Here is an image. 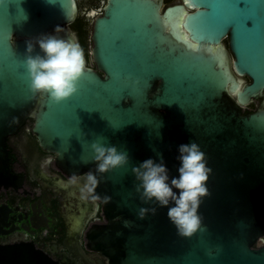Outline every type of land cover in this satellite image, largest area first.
<instances>
[{
    "label": "water",
    "instance_id": "obj_1",
    "mask_svg": "<svg viewBox=\"0 0 264 264\" xmlns=\"http://www.w3.org/2000/svg\"><path fill=\"white\" fill-rule=\"evenodd\" d=\"M235 3L107 0L91 33L97 68L85 58L78 92L57 104L31 91L26 42L60 27L61 38L78 43L66 27L78 17L77 0H0V182L7 138L33 117L41 145L62 166L97 176L89 217L100 210L104 222L87 232V245L110 264H264V102L251 112L240 106L264 93V0ZM188 18L205 39H193ZM190 141L212 172L202 226L185 238L167 208L141 200L132 167L162 156L170 177L178 176L177 147ZM94 142L126 152L129 164L96 172ZM153 207L139 218L141 208ZM0 254V264H63L33 242L0 245Z\"/></svg>",
    "mask_w": 264,
    "mask_h": 264
},
{
    "label": "flooded vegetation",
    "instance_id": "obj_2",
    "mask_svg": "<svg viewBox=\"0 0 264 264\" xmlns=\"http://www.w3.org/2000/svg\"><path fill=\"white\" fill-rule=\"evenodd\" d=\"M86 1L83 6L77 0L78 16H84L89 30L95 18L89 19L87 12L100 9L101 0ZM103 13L104 10L100 15ZM74 22L66 27L75 34L83 48L87 64L97 68L95 63L88 62L90 51H86L83 37ZM88 41L93 45L91 34ZM224 42L230 50L229 36ZM251 81L248 77V82ZM263 102L264 93L249 104L240 106L243 112H251ZM34 122L33 117H28L19 130L7 138L8 171L6 180L0 183L21 184L17 188H0V245L33 242L37 249L63 264V259L68 260L67 264H110L105 254L87 245V232L94 224L104 222L100 210L89 217L96 209V199L85 189L87 175L91 171L76 173L62 166L58 154L41 145L33 129ZM73 177L75 183L72 182ZM71 192L76 197H71ZM73 212L83 215L78 227V222L72 217ZM34 256L38 259L37 254ZM3 258L5 256L0 254V259Z\"/></svg>",
    "mask_w": 264,
    "mask_h": 264
},
{
    "label": "clouds",
    "instance_id": "obj_3",
    "mask_svg": "<svg viewBox=\"0 0 264 264\" xmlns=\"http://www.w3.org/2000/svg\"><path fill=\"white\" fill-rule=\"evenodd\" d=\"M104 10L101 8L87 12L89 19L96 18ZM63 29L57 27L56 34H45L26 42L24 66L33 93H46L54 103H61L78 92V83L86 69L84 50L79 43L61 38L58 33ZM38 45L40 52L33 55ZM42 53V55H41ZM96 172L106 173L117 167L129 164L126 152L115 146H105L94 142L91 144ZM176 160L178 176L170 177V170L163 157L148 158L132 167L135 176L136 191L144 203L152 202L161 208H167V218L181 237H192L202 226L199 208L202 198L209 195L207 181L212 169L208 167L206 154L195 141L182 143L177 147ZM72 182L75 183V177ZM99 180L92 172L87 175L86 192L91 194L98 186ZM141 208L139 218L147 212H156Z\"/></svg>",
    "mask_w": 264,
    "mask_h": 264
},
{
    "label": "snow or ice",
    "instance_id": "obj_4",
    "mask_svg": "<svg viewBox=\"0 0 264 264\" xmlns=\"http://www.w3.org/2000/svg\"><path fill=\"white\" fill-rule=\"evenodd\" d=\"M246 3H247V0H245V5H246ZM233 7L236 8V9L240 8L239 0H237V3H235L233 5ZM193 17H195V16H193ZM189 18H188V21H187V26L188 27H189ZM189 28L191 29L193 39L200 41V40H203V39L206 38V35L204 34V30L198 26V22L197 21H193L192 22V27H189ZM194 32H195V35H194ZM207 35L211 36L212 34H207Z\"/></svg>",
    "mask_w": 264,
    "mask_h": 264
},
{
    "label": "trees",
    "instance_id": "obj_5",
    "mask_svg": "<svg viewBox=\"0 0 264 264\" xmlns=\"http://www.w3.org/2000/svg\"><path fill=\"white\" fill-rule=\"evenodd\" d=\"M171 0H169L170 2ZM75 25H77L81 35L83 37L84 45L86 51L88 50V39H89V30L88 27L86 26L85 18L84 16H78L74 22Z\"/></svg>",
    "mask_w": 264,
    "mask_h": 264
},
{
    "label": "rangeland",
    "instance_id": "obj_6",
    "mask_svg": "<svg viewBox=\"0 0 264 264\" xmlns=\"http://www.w3.org/2000/svg\"><path fill=\"white\" fill-rule=\"evenodd\" d=\"M80 2L82 3L83 6H85L87 4V1L86 0H80ZM106 1L104 0V3ZM83 10H84V7H83ZM93 22H91V24L89 25V36L90 34L92 33V24ZM88 50L90 51L88 55H90V57L88 58V62L92 63L93 62V59H92V53H91V50H92V44L90 41H88ZM89 64V63H88ZM82 216L81 214H77L75 212L72 213V217H74V219L78 222L77 224V227L78 225H80L81 223V220H82Z\"/></svg>",
    "mask_w": 264,
    "mask_h": 264
}]
</instances>
